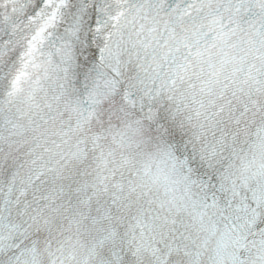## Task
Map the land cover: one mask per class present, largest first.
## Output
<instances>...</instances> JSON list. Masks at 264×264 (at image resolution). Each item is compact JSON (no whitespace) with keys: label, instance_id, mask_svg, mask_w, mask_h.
<instances>
[{"label":"snow or ice","instance_id":"snow-or-ice-1","mask_svg":"<svg viewBox=\"0 0 264 264\" xmlns=\"http://www.w3.org/2000/svg\"><path fill=\"white\" fill-rule=\"evenodd\" d=\"M0 264H264V0H0Z\"/></svg>","mask_w":264,"mask_h":264}]
</instances>
